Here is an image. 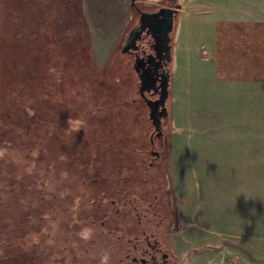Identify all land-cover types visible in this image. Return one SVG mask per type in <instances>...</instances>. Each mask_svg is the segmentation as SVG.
<instances>
[{"label": "rangeland", "instance_id": "1", "mask_svg": "<svg viewBox=\"0 0 264 264\" xmlns=\"http://www.w3.org/2000/svg\"><path fill=\"white\" fill-rule=\"evenodd\" d=\"M181 1L183 18L195 1L203 12L191 16L187 38L176 36L171 65L174 132L164 165L176 211L171 242L186 264H264V0H232L233 20L216 0ZM83 33L66 38V52L51 38L52 68H65L80 46L75 85L51 74L42 87L40 77L34 96L12 94L18 100L0 109V149L12 148L17 181L12 192L0 190V264L99 259L105 235L89 223L102 220L95 205L121 175L142 176L133 163L148 156L151 119L137 73L119 49L107 64L118 38ZM70 118L83 129L72 131ZM7 162L0 156V177ZM86 226L95 230L93 249L78 236Z\"/></svg>", "mask_w": 264, "mask_h": 264}, {"label": "flooded vegetation", "instance_id": "2", "mask_svg": "<svg viewBox=\"0 0 264 264\" xmlns=\"http://www.w3.org/2000/svg\"><path fill=\"white\" fill-rule=\"evenodd\" d=\"M141 5L143 7L137 4L133 8L138 13L137 19L125 30L118 49L130 57L128 62L137 73L139 94L148 107L151 119L148 156L142 162L133 163L137 166L135 174L142 173L141 177L121 175L115 181L116 188L103 193L101 199L107 201L95 205L101 208L99 215L102 220L93 217L89 223L99 226L104 233L102 252L111 254L110 264H186L188 256L178 254L171 242L176 211L164 169L174 132L168 105L173 77L174 33L180 14L179 0H160L156 5ZM153 7L155 10H150ZM160 11L161 18L158 20L144 15ZM167 30L170 31V40L166 45L163 36ZM96 240L94 237L89 241L91 249ZM85 260L88 261L86 264H99V259L94 256L78 255H74L68 264H84Z\"/></svg>", "mask_w": 264, "mask_h": 264}, {"label": "crops", "instance_id": "3", "mask_svg": "<svg viewBox=\"0 0 264 264\" xmlns=\"http://www.w3.org/2000/svg\"><path fill=\"white\" fill-rule=\"evenodd\" d=\"M130 1L0 0V92L15 85L17 86L15 90L18 93H24V90L30 87L27 85L32 87L36 84L37 78L42 76L43 80L48 79L51 75V38H58L60 42L58 51L63 46L66 52V38L81 37L82 34L84 35V28L89 36L100 34L103 36L102 32H105L106 36L118 38L117 40L112 39L110 47L108 46V51L111 54H109L107 64H110L111 55L118 49L120 40L133 17L134 10ZM147 1L140 0L137 4L146 2L148 5H156L160 2V0ZM216 1L233 20L238 11L237 5L232 0ZM229 3L230 5H225ZM183 4L179 0L180 14L176 25L174 44L180 35H184V38L188 37L191 16L203 12V4L195 1L188 6V12H190L188 16L183 18ZM207 6L210 7L211 4L208 3ZM83 22H85L84 28ZM97 26L103 28L99 30ZM110 31L112 33H108ZM94 45L96 47L95 61L98 67L104 68L106 60L100 55L99 45ZM72 48L74 57H76V54H79L80 46L76 45ZM104 50L102 49V52ZM64 63H66L65 60ZM59 67L62 68V65ZM74 67H76V62ZM49 81H42L43 84L40 85L45 87V85H49ZM80 106L81 103L78 104V109H81Z\"/></svg>", "mask_w": 264, "mask_h": 264}, {"label": "trees", "instance_id": "4", "mask_svg": "<svg viewBox=\"0 0 264 264\" xmlns=\"http://www.w3.org/2000/svg\"><path fill=\"white\" fill-rule=\"evenodd\" d=\"M73 58L74 59H69V60H67L66 63H64L65 68H63V69L60 68L59 66H56V65L53 67L54 68L53 69L52 68V61H50L51 74L52 75L62 74L64 79H65V82L67 84L68 83H70V84L73 83V85H75L74 81H76V78H78V73H79V71H78V61L81 60V58H80L78 53L76 54V57H73ZM51 60H52V54H51ZM75 62H76V67H74V63ZM41 78H42V76H41ZM37 80H38V78H37ZM42 81H45V80H43V78H42ZM27 86H30V87L25 89L24 93H18L15 90V88H17V86H15V85L11 86L8 90L4 89L2 92H0V109L3 106L10 107V103H11V101L13 99L18 100L16 97L12 98V94H14V95L24 94L25 95L24 98H26V99L28 98L29 95L31 97L34 94V93H32L33 88L31 87V85H27ZM75 107L77 108L78 105H76ZM41 109H42V106H41ZM43 118L46 121L45 115H43ZM44 120H42V125L45 122ZM30 122L32 123L31 120H29V123ZM46 124L48 125L47 121H46ZM8 133H11V132L10 131L6 132V134H8ZM8 136H10V135H8ZM10 137H12V136H10ZM29 137H30V134H29ZM39 140L41 141V137H40ZM1 149L5 150L4 158L8 161L7 164L9 163L8 164L9 168H8L7 172L3 175V177H0V190L1 191H3V190H11V192H12L13 191L12 190V185H14V184L16 185L17 184V181L14 179V176H13L14 163L12 162V160L14 158H13V155H11L12 154V150H11L12 148L9 145L6 144L5 146L1 145ZM19 168L23 169L24 167H22V168L19 167Z\"/></svg>", "mask_w": 264, "mask_h": 264}, {"label": "clouds", "instance_id": "5", "mask_svg": "<svg viewBox=\"0 0 264 264\" xmlns=\"http://www.w3.org/2000/svg\"><path fill=\"white\" fill-rule=\"evenodd\" d=\"M85 122L79 119H72L70 118L68 120V127L75 131L76 133L79 132L81 129H83ZM5 150L0 149V156L4 155ZM78 236L81 240L88 242L91 241L95 236V230L92 227H84L81 229V231L78 233ZM111 261V254L108 251H105L103 254H101L99 258V264H110Z\"/></svg>", "mask_w": 264, "mask_h": 264}, {"label": "water", "instance_id": "6", "mask_svg": "<svg viewBox=\"0 0 264 264\" xmlns=\"http://www.w3.org/2000/svg\"><path fill=\"white\" fill-rule=\"evenodd\" d=\"M140 1V0H131V4H132V8H136V5H137V2ZM172 12L173 10H166V12ZM161 12L158 13V14H147V13H144V15H147V16H150V17H154L155 19H160L161 18ZM173 12H176V11H173ZM162 20V19H161ZM169 32L170 31H166V34L163 36L164 38V41H165V44L167 45L169 43ZM169 55H170V60H171V53L169 52ZM173 59H174V55H173Z\"/></svg>", "mask_w": 264, "mask_h": 264}]
</instances>
